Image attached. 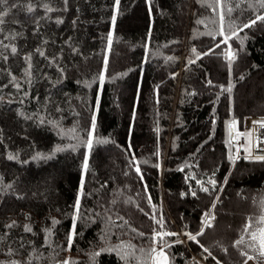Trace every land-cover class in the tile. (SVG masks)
<instances>
[{
	"label": "trees",
	"instance_id": "1",
	"mask_svg": "<svg viewBox=\"0 0 264 264\" xmlns=\"http://www.w3.org/2000/svg\"><path fill=\"white\" fill-rule=\"evenodd\" d=\"M5 10L0 261L156 264L164 247L168 264H193L190 249L209 264H245L244 252L264 264L249 235L264 227V160L248 158L244 128L264 116L250 101L264 88V22L243 27L264 15L261 0H0Z\"/></svg>",
	"mask_w": 264,
	"mask_h": 264
},
{
	"label": "snow or ice",
	"instance_id": "2",
	"mask_svg": "<svg viewBox=\"0 0 264 264\" xmlns=\"http://www.w3.org/2000/svg\"><path fill=\"white\" fill-rule=\"evenodd\" d=\"M5 2H6V0H5ZM65 2H67V0H65ZM114 3H115V5L118 8L119 3H120V0H114ZM216 3H217L218 6H221V0H216ZM261 4H262V6H264V0H261ZM13 6H15V5H13ZM45 7H47V5H45ZM213 10L215 11L216 9L214 8ZM29 11H31V8L29 9ZM48 11H52V9L51 8H48ZM228 11L230 12L231 9H228ZM6 15H7V10H5L3 12H0V24L3 23V17L6 16ZM221 18H223L222 11H221ZM115 20H116V17L113 16L112 17V23H113V25H115ZM257 21L264 22V15L257 16L255 19L251 20L250 22L245 23L243 25V27L244 28H249L252 25L256 24ZM57 22L60 23L62 21H57ZM232 35H236V33L233 32ZM14 38L15 37L13 36V39ZM228 39H230V37H225V41L224 42H226ZM108 41H109V46H110L111 45V41H112V35L111 34H109V36H108ZM0 44H3V41H0ZM3 46L5 48H9L10 47L11 48V52L13 54H15L17 52V48L15 47V45H3ZM195 51L196 50L193 49V52H195ZM36 52L39 53L41 56L44 55V52L41 49H39V48L36 49ZM228 56H229V59L230 60L231 59H235V55L233 53H231V52H229ZM31 57H32V54L31 53H29L27 56L24 57V59L27 61V67L25 68L24 71H25V74L27 76H29V77L31 76V67H32V65H31ZM197 58H199V56ZM4 59H7V57H4ZM191 62L194 63V61H191ZM106 64H107V62L105 61V67H106ZM12 79L15 80L16 78L15 77H12ZM100 79L102 81L103 80V76H101ZM209 83H211V81H209ZM15 87L17 89H19L20 88V85L19 84H16ZM231 90H232L231 89V86H229V87H227V88L224 89V91H227V92H231ZM253 123L254 124L258 123L262 127H264V121H254ZM95 128H96L95 119L93 118V122H92V125H91V130L89 132V139L86 141V144H87V147H88L89 150H91V148L93 147V139H94ZM156 131L159 132V129L157 128ZM245 135L250 136L251 135V132L246 133ZM106 142L107 141L106 140H103V139H96V143H106ZM257 143H259V141H257ZM61 150L62 149H60V148H57L56 149V151H61ZM245 150L248 151V153H249V157L248 158H252L251 157V149L250 148H246ZM53 155H54V153H53ZM7 158L9 160H16L19 157H18L17 154L9 153ZM38 158H47V157H45L41 153H37L36 156L33 157V159H38ZM229 158L230 159H234L231 156ZM255 159H257V160H264V156H256ZM83 168H84L85 171L88 169V160H87V157H85L84 164H83ZM136 171L137 172L140 171L139 167L136 168ZM209 182L213 185V187H215L216 181L211 180ZM198 183H201L202 184V182H199V181H198ZM8 187H11V186L9 185ZM202 191L208 192L209 189L208 188H204L202 186ZM191 194L193 196L196 195L195 192H192ZM80 195H83V179L81 180V185H80ZM73 207H74V209L76 210V212L78 214V211H79V199H77V201H76V203H75V205ZM213 207H215V205H213ZM204 217H205L204 226L205 227H210L211 226L210 220L212 219V217H210L209 216V213H207V212L204 213ZM58 222L59 221H57L55 219L52 220V223L53 224H56ZM156 222H157L158 225H160L161 227H163V220L162 219L161 220H157ZM260 222L261 223H264V217H261ZM14 225H15V221H13V224L12 225H8L7 227H12ZM250 227H251V222H249L248 224L245 225L244 232H248V230H249ZM24 230L26 232H31L32 231V229H31V227L29 225H24ZM46 231H48L50 233V230H46ZM202 234H203V229H201V231L197 232L196 235H193L192 233H187L186 235L188 236L189 239L196 240V237L198 235H202ZM76 235H77V233H76L75 224H74L73 225V228H72V231L70 232V234L68 235V238H67L68 239L69 247L71 246L72 241L74 240V238L76 237ZM168 235H173L174 236V235H179V234L178 233H169V232H157V233H155V236L158 237L160 240H162L164 236H168ZM249 235H250V238H251V240L253 242H256V241L259 242L260 255H261V257H264V227L259 228L258 231L250 232ZM157 242H159V241H157ZM243 243H244L243 237H241V239H239V240L236 241V244L237 245H240V244H243ZM166 246L167 247H170V245H166ZM255 246H256L255 243L249 244V247H255ZM204 251L207 252L208 250L207 249H204ZM11 252H12V250L10 249L9 250V254L10 255H11ZM152 252L155 254L156 264H168V256H167V253L164 250V247H161L159 251H157V249L153 248L152 249ZM98 254L99 253H94L93 255L95 256V255H98ZM242 255L247 256L248 259H253L254 258V257L248 256L247 252L242 253ZM0 264H6V262L0 261ZM7 264H20V262L19 261H9V262H7ZM63 264H70V261L69 260H65L63 262ZM245 264H246V261H245Z\"/></svg>",
	"mask_w": 264,
	"mask_h": 264
},
{
	"label": "built area",
	"instance_id": "3",
	"mask_svg": "<svg viewBox=\"0 0 264 264\" xmlns=\"http://www.w3.org/2000/svg\"><path fill=\"white\" fill-rule=\"evenodd\" d=\"M254 121H264V118L259 117H247L245 120V125L248 130L252 133V152L251 157L264 156V127L260 124H254ZM259 141V143H257ZM237 143V142H235ZM192 253V263L193 264H209L205 258L194 250L190 249ZM246 264H259L254 260H248Z\"/></svg>",
	"mask_w": 264,
	"mask_h": 264
},
{
	"label": "rangeland",
	"instance_id": "4",
	"mask_svg": "<svg viewBox=\"0 0 264 264\" xmlns=\"http://www.w3.org/2000/svg\"><path fill=\"white\" fill-rule=\"evenodd\" d=\"M252 84H254V83H252ZM263 84H264V79H263ZM252 86V85H251ZM262 85H260V84H254L253 85V87H252V99L250 100L251 101V104H253V106H259V107H264V94H262V93H260V94H258V91L256 90L257 88H259V87H261ZM262 88V87H261ZM263 89L264 88H262V91H263ZM251 98V97H250ZM247 117H252V116H247ZM247 117H245V119H244V128H245V130L246 131H248L247 130V127H246V125H245V120H246V118ZM253 117H259V118H264V116H253ZM249 132V131H248ZM234 138H235V129H234ZM234 138H232V139H234ZM235 140V142H236V138L234 139ZM234 145V151L236 150V148L237 147H241V142L240 141H238L237 140V144L235 143V144H233ZM192 259H193V257H191V263H192Z\"/></svg>",
	"mask_w": 264,
	"mask_h": 264
},
{
	"label": "water",
	"instance_id": "5",
	"mask_svg": "<svg viewBox=\"0 0 264 264\" xmlns=\"http://www.w3.org/2000/svg\"><path fill=\"white\" fill-rule=\"evenodd\" d=\"M231 138H234V127L231 126Z\"/></svg>",
	"mask_w": 264,
	"mask_h": 264
}]
</instances>
